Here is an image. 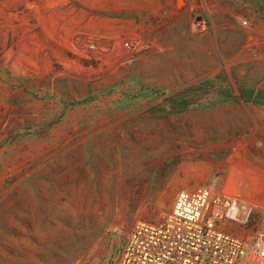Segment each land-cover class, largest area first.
<instances>
[{
    "label": "rangeland",
    "instance_id": "obj_1",
    "mask_svg": "<svg viewBox=\"0 0 264 264\" xmlns=\"http://www.w3.org/2000/svg\"><path fill=\"white\" fill-rule=\"evenodd\" d=\"M200 186L264 220V0H0V264H116Z\"/></svg>",
    "mask_w": 264,
    "mask_h": 264
},
{
    "label": "built area",
    "instance_id": "obj_2",
    "mask_svg": "<svg viewBox=\"0 0 264 264\" xmlns=\"http://www.w3.org/2000/svg\"><path fill=\"white\" fill-rule=\"evenodd\" d=\"M143 46L137 35L121 43ZM260 206L235 192L209 186L180 191L159 224L138 222L116 264H264V220ZM236 228L239 235L233 233Z\"/></svg>",
    "mask_w": 264,
    "mask_h": 264
},
{
    "label": "crops",
    "instance_id": "obj_3",
    "mask_svg": "<svg viewBox=\"0 0 264 264\" xmlns=\"http://www.w3.org/2000/svg\"><path fill=\"white\" fill-rule=\"evenodd\" d=\"M251 199L259 204L261 198H258V197L255 196V198L253 197V198H251ZM259 205H260V204H259ZM260 207H261V206H260ZM261 208H262V207H261Z\"/></svg>",
    "mask_w": 264,
    "mask_h": 264
}]
</instances>
